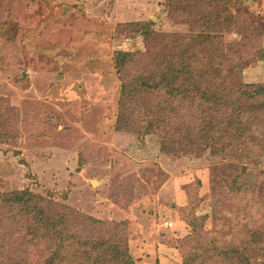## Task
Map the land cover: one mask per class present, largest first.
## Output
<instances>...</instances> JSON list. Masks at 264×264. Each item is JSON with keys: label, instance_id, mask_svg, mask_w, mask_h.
Wrapping results in <instances>:
<instances>
[{"label": "rangeland", "instance_id": "374dc122", "mask_svg": "<svg viewBox=\"0 0 264 264\" xmlns=\"http://www.w3.org/2000/svg\"><path fill=\"white\" fill-rule=\"evenodd\" d=\"M208 2L0 0V264H47L44 246L28 244L35 231L8 211L19 190L70 215L69 235L110 240L104 256L71 250L63 264H125V253L134 264H264V109L248 111L244 137L226 119L231 106L164 109L167 124L143 135L117 124L120 78L137 69L119 73L116 52L140 58L149 38L151 55L136 61L146 66L161 41L196 29L187 22L199 6H226L244 32L225 34L230 65L236 42L264 58V0ZM252 66L230 79L264 82V59ZM168 101L143 95V105Z\"/></svg>", "mask_w": 264, "mask_h": 264}, {"label": "trees", "instance_id": "16d2710c", "mask_svg": "<svg viewBox=\"0 0 264 264\" xmlns=\"http://www.w3.org/2000/svg\"><path fill=\"white\" fill-rule=\"evenodd\" d=\"M212 1L214 0L208 2L210 6L215 3L211 4ZM199 7L195 9V14L196 16L199 12L201 14L194 21L187 22L189 25L196 24V29H192L190 33L177 32L172 36L173 40L161 41L159 50L155 52V60L146 66L137 67L136 61H143L151 55V39L149 38L146 41L145 51H141L138 55L140 58H136L135 53L131 51L118 50L116 52L115 63L119 73H122L124 63L137 69L134 76L129 77V73L126 74L123 71L122 78H120L119 104L122 111L117 119L119 129H128L138 135L146 134L160 124H167L165 119L160 118L164 109L189 108L192 104L195 109L197 105H202L204 110L231 106L227 108L230 110L229 115L225 112L226 119L229 122L238 119L237 129L242 137L246 131L250 132L251 121L248 111L250 112L252 108H256L255 112L259 110V114L263 111L264 82H233L230 76H236L240 70L254 74L256 69L252 64L264 58H255L253 55L249 58L243 52H239V47L241 50L243 45L241 42H236L233 43V46L237 47L233 58L238 59L237 66H241L242 69L234 63L230 65L232 58L226 51L225 34L235 32L242 34L243 37L244 32L240 30L230 10H224L226 6L220 11L216 9L217 6L211 9L210 7L209 9ZM149 31L146 32V37L151 38L153 33ZM218 61L219 67L214 66V63ZM149 65L151 67L147 68ZM236 92L240 93L238 96L248 97L253 101L247 102L246 105L237 104L239 97L235 95ZM143 93H163L165 99L169 100L168 105L159 103L143 105ZM234 95L236 99L232 97ZM219 112L223 110L219 109ZM236 137L238 138L237 134ZM7 195L5 201L9 204L8 211L11 212L16 222L22 224L23 232L28 225L31 230L35 231L34 235L29 238L28 244L44 246V251H48L47 264H63L70 259L69 251L71 250L85 254L88 248L91 250L99 248L102 256L112 250L107 249L111 246L108 238L96 241L93 238H82L78 234L69 235L73 234L70 231L73 223L71 216L54 213L44 202L37 201L39 196L31 191L19 190L13 192V197H10L11 194ZM259 250L264 254V246ZM113 251L119 252V250ZM95 258L92 264H100L97 256ZM123 258L125 264H134L127 253L123 254ZM193 259L194 257L190 260L186 259L184 264H192ZM255 260L256 257L251 256L247 264H258ZM11 262V264H18Z\"/></svg>", "mask_w": 264, "mask_h": 264}]
</instances>
